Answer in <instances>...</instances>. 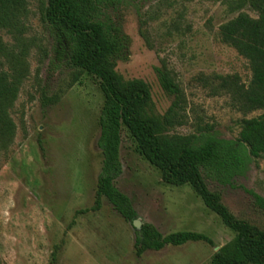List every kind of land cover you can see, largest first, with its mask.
Returning a JSON list of instances; mask_svg holds the SVG:
<instances>
[{
    "label": "rangeland",
    "instance_id": "374dc122",
    "mask_svg": "<svg viewBox=\"0 0 264 264\" xmlns=\"http://www.w3.org/2000/svg\"><path fill=\"white\" fill-rule=\"evenodd\" d=\"M46 5L47 0H29L23 37L29 74L11 110L13 143L0 149V264H211L236 234L190 186L166 184L125 130L123 173L115 185L132 201L137 220L164 236L203 234L214 246L189 243L138 258L133 224L107 200L98 212L81 214L94 206L103 165L98 140L104 96L93 76L56 62L54 37L43 20ZM240 13L258 17L252 0L126 1L106 12L131 41L127 61L116 70L125 80L149 85L155 114L163 116L173 102L156 68L165 64L184 91L185 123L172 134H194L208 125L222 139L238 137L242 114L227 97H212L201 78L238 74L243 83L251 81L249 63L218 36L219 27ZM0 39L8 49L16 46L5 31ZM6 62L0 55V70H8ZM234 184L209 187L237 218L264 229V213L247 193L264 197V159Z\"/></svg>",
    "mask_w": 264,
    "mask_h": 264
},
{
    "label": "trees",
    "instance_id": "16d2710c",
    "mask_svg": "<svg viewBox=\"0 0 264 264\" xmlns=\"http://www.w3.org/2000/svg\"><path fill=\"white\" fill-rule=\"evenodd\" d=\"M126 1L141 0H47L43 10V20L54 37L56 62L93 76L104 96L98 140L103 165L94 206L81 214L98 212L105 199L126 222L138 219L130 198L115 185L123 173L120 148L125 130L135 141L138 153L161 172L166 184L190 186L223 225L236 234L213 255L211 264H264V229L237 218L223 204L221 194L209 187L212 184L235 188V181L264 159V0H252L257 18L240 13L218 31L219 39L249 63L252 73L249 84L243 83L238 74L201 78L212 97H227L231 107L242 114L240 132L234 140L218 137L208 125L190 135L171 133L184 125L187 102L165 64L155 69L162 90L173 99L163 116L155 114L148 84L125 80L117 72L118 63L128 59L131 41L106 12L117 10ZM28 5L29 0H0V30L16 42L15 47L8 49L0 39V55L8 65V70H0L2 150L13 143L16 125L11 110L29 74L23 38ZM255 112L261 114L247 118ZM247 193L264 213V197L253 191ZM200 242L214 246L203 234L176 232L164 236L155 226L144 224L140 231H135L134 251L141 258L148 251L160 252L166 247Z\"/></svg>",
    "mask_w": 264,
    "mask_h": 264
},
{
    "label": "water",
    "instance_id": "95a60500",
    "mask_svg": "<svg viewBox=\"0 0 264 264\" xmlns=\"http://www.w3.org/2000/svg\"><path fill=\"white\" fill-rule=\"evenodd\" d=\"M132 224H133L136 231L141 230L142 224L138 220H135Z\"/></svg>",
    "mask_w": 264,
    "mask_h": 264
}]
</instances>
